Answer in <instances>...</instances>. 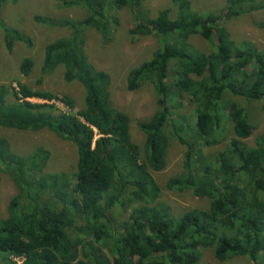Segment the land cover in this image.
Masks as SVG:
<instances>
[{
  "label": "trees",
  "instance_id": "1",
  "mask_svg": "<svg viewBox=\"0 0 264 264\" xmlns=\"http://www.w3.org/2000/svg\"><path fill=\"white\" fill-rule=\"evenodd\" d=\"M142 2L67 0L63 5H81L87 15L74 21L40 18L43 24L69 30L45 44L40 72L44 76L63 66V79L84 88L79 111L65 112L51 102L71 109L74 102L68 95L33 90L24 83L0 88V127L48 129L73 142L77 151L71 176L44 172L47 150L20 154L0 136V182L7 175L16 186L7 216L0 218V264H204L203 249L208 247L220 260L243 255L252 264H264V133L248 145L245 139L254 129L249 115L226 99L228 94L264 101V50L237 45L220 26L223 17L243 13V4L251 11L264 8V3L229 0L221 14H200L190 0H170L150 17ZM125 6L131 10V36L151 35L158 43L151 57L126 75L129 90L151 83L156 94L154 113L137 122L144 135L141 146L132 140L130 116L112 103L110 75L90 61L83 47L89 28L99 33L102 45L111 42L115 15L109 11ZM2 28L8 50L15 41L31 44L16 28ZM196 34L209 44L208 53L190 42ZM33 64L25 57L22 73L28 75ZM172 68L175 78L170 82ZM172 87L194 105L188 127L193 132L182 134L172 121ZM223 113L232 136H222ZM170 123L171 135L185 151L183 171L166 187L205 197L206 208L176 212L156 202L160 187L153 172L166 166ZM224 140V149L205 164L209 159L204 146ZM128 208L127 219L117 225L116 213Z\"/></svg>",
  "mask_w": 264,
  "mask_h": 264
},
{
  "label": "rangeland",
  "instance_id": "2",
  "mask_svg": "<svg viewBox=\"0 0 264 264\" xmlns=\"http://www.w3.org/2000/svg\"><path fill=\"white\" fill-rule=\"evenodd\" d=\"M67 0H0V88L9 89L16 87L18 83L29 85L33 90H42L55 95H68L74 102V107L69 108L55 101L61 110L65 112H77L84 104V88L77 81H65L63 79L64 68L57 66L53 71L41 76L40 68L44 54V46L48 42L67 35L66 27L47 25L40 21L42 17H54L60 20H80L87 15V10L81 5L65 6ZM264 3V0H260ZM194 10L200 14H221L228 8L229 0H190ZM170 5V0H143L144 13L154 17L156 13ZM238 6H236L237 9ZM244 12L237 16L223 17L220 26L224 25L232 39L239 46H254L264 50V8L248 11L243 4ZM110 14L115 15L113 23V39L106 45H102L101 37L93 28L84 31V51L90 61L100 69L108 72L111 78L109 86L112 103L130 116V134L132 140L140 146L143 144L144 135L137 126L141 119L150 117L156 110V94L151 83H145L136 90L126 87V75L129 69L143 60L151 57L152 52L158 46L157 40L151 35L132 37L129 29L133 26L131 10L128 6L111 9ZM53 18L49 19L51 23ZM2 26L16 28L28 35L31 44L23 41H15L11 50H8L4 42ZM190 42L196 48L208 53L210 46L205 39L196 34L190 37ZM31 57L33 67L28 75L22 73L20 66L25 57ZM174 68V66H173ZM172 68V69H173ZM175 78L174 69L168 80ZM11 89V88H10ZM226 99L237 102L244 107L254 126L250 137L245 139L248 145H253L255 138L264 133V101L248 100L240 96L228 95ZM31 101L42 102L43 99L29 98ZM48 102V101H47ZM173 113V123L183 130L182 134L193 132L188 127L194 119V105L188 102L186 96H179L174 87L170 90L168 101ZM226 132L222 136H232L231 124L223 113ZM173 125L166 127L169 143L166 152V166L160 171H154L153 176L160 187V196L156 202L164 203L181 212L187 208H206L208 201L205 197L194 195L189 189L171 190L166 187L167 181L183 171V154L185 147L171 135ZM185 132V133H184ZM0 136L6 137L12 149L20 154H30L38 148L49 152V158L44 166V172H65L70 174L75 170L77 151L73 142L61 138L48 129L19 130L0 127ZM225 140L212 145L204 146L205 157L210 164L215 156L224 149ZM16 192L13 181L3 175L0 182V218L7 216V206ZM130 208L116 213L115 223L121 225L129 215ZM20 262V259L14 257ZM2 256H0V261ZM201 261L204 264H252L250 259L243 255L220 260L213 255L211 247L203 249Z\"/></svg>",
  "mask_w": 264,
  "mask_h": 264
}]
</instances>
